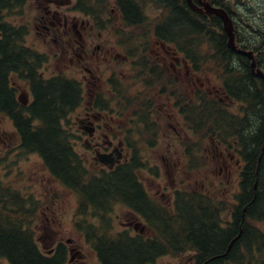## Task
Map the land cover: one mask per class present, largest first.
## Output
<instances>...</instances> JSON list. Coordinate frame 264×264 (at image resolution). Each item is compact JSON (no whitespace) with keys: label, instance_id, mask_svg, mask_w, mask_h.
Listing matches in <instances>:
<instances>
[{"label":"trees","instance_id":"obj_1","mask_svg":"<svg viewBox=\"0 0 264 264\" xmlns=\"http://www.w3.org/2000/svg\"><path fill=\"white\" fill-rule=\"evenodd\" d=\"M151 3L163 8L167 16L164 22L157 26L154 33L157 37L171 40L177 48L182 50L186 38L191 45L190 52L196 53L197 47L203 38L213 42L223 70H230L223 75L222 82L228 93L243 100L247 113L245 118L235 120L241 127L238 135L241 139L246 154L247 165L243 178V192L239 198L240 207L234 213L231 229L223 230L219 227V217L209 206L202 207L200 203L188 198L180 197L178 209L169 214L165 223L168 226L165 233L161 230L164 243L156 241L140 242L138 239L124 237V240L112 243L99 239V255L106 264H139L156 255L166 253L169 248H178L185 242L190 243L199 251L200 260L209 257L205 264H221L223 259L237 251L238 242L243 240L245 245L254 240V226L246 219H257L262 213L264 197V81L253 78L249 72L248 60L244 58L239 62L230 56L226 47L225 36L215 34L210 26L221 27L218 18L202 19L192 13L187 7L186 0H149ZM219 1V2H218ZM222 5V0H215ZM221 2V3H220ZM19 0H0V113L11 117L22 137L23 147L30 151H37L43 158L50 171L61 179L65 185L69 184L85 201L104 207L109 199L117 196L135 200V204L146 206L144 194L136 176V168L131 165L119 167L110 173L102 172L100 175L91 176L82 182L80 175L84 170L80 163L71 159V149L66 142L65 131L61 129L59 120L70 110L79 97L76 85L63 78L53 79L45 84L38 76L31 74L29 80L34 100L23 110L15 100V92L9 86L10 74L28 70L31 55L16 41L19 30L3 21L2 10L18 5ZM122 13L123 22L129 27H137L144 23L143 7L135 0H117ZM159 27V28H158ZM189 28V32L187 31ZM169 33V34H168ZM223 57V58H222ZM238 63L234 70L231 65ZM250 99L251 105L245 98ZM196 110H201L198 108ZM217 107L206 108L203 115H213ZM224 112V110H222ZM29 116H26V113ZM39 119V124L32 125L33 120ZM261 152V153H260ZM260 154L259 162L258 155ZM255 183V191L253 186ZM12 192V193H11ZM0 186V257H6L13 264H59L58 256L52 258L42 257L31 241L27 228L22 226L25 215L23 198L16 192ZM13 206L11 196L14 197ZM106 199V200H105ZM84 205V204H83ZM246 210L242 213V208ZM200 207L204 209H200ZM162 220H158L159 223ZM241 224L239 239L231 244L226 256L217 257L224 252L231 239L237 234ZM172 251V250H171ZM224 257V258H223Z\"/></svg>","mask_w":264,"mask_h":264},{"label":"rangeland","instance_id":"obj_2","mask_svg":"<svg viewBox=\"0 0 264 264\" xmlns=\"http://www.w3.org/2000/svg\"><path fill=\"white\" fill-rule=\"evenodd\" d=\"M104 1L107 3L106 10H104L101 14H99V18L97 17L101 22L100 24L101 27H103L104 29L102 33L103 35L102 37L112 38L113 40L114 39L119 40L121 36L127 37L126 34H122L124 32V28L122 27V23L120 21L121 19L120 13L119 11H117L114 5V0H104ZM246 2L249 6V9L241 10L236 14L237 20L240 22H244L248 20L247 17L248 12L251 11L257 12L259 11V9H262L261 7L264 6V0H246ZM13 9L14 11L10 14V16L8 12H4L6 19L10 17V19L13 20L15 24H24L27 27H29V29H31L32 27H30L31 25L30 21L34 22L37 16V10L35 8V5L33 4V1L28 0L25 4H22L20 8L17 9L15 7ZM158 12H159L158 10L155 12L152 11V14ZM89 18L91 19V17ZM252 19L253 22L257 21L255 14H252ZM260 27H263L264 30L263 25H261ZM115 29L118 32H116ZM34 35H35V31L33 29L32 35L26 34L23 43L26 46L32 47L33 50L40 52L42 56L43 64L41 65L40 68V71L42 72H40L39 75L45 79H48L52 76H56L59 74L70 77L74 76V75H66V74H71L69 71H67L70 65L69 54L61 53L60 43L51 40L46 43H42V40L35 39L33 37ZM134 35L135 33H133V36ZM136 37L138 38L137 35ZM136 41L143 42V39H137L135 41H131L130 49L136 48V46H134L133 44V42ZM150 42H153V39H150L149 43ZM147 46L148 47L145 53L143 52L142 54H140L139 51H136L134 53L128 54V56L132 55L133 57L128 58L127 62L133 64L137 61L134 57H140V55L142 56L150 53V51H148L150 44H148ZM118 47L122 48L120 44L118 46H115L116 52L119 49ZM53 52H55L56 54L55 58ZM118 58L120 60H125L124 55H120ZM206 67L207 68L211 67V71L207 70V72H201L202 74L200 75L199 80L194 82V85L192 84V86L193 87L205 86L210 88L213 85H215V89H213L211 92L217 95L216 93L217 92L219 93V89H218L219 85H216V83L218 84V82H216L215 79V75H216L215 66L209 62L206 65ZM137 68L139 69L140 72L138 76V78L140 79V84L139 86H135V89H129V91H125V93L128 95L135 91L137 94L141 95L147 89L148 85L145 83V80L149 78V76L147 72H142L141 68L138 65L137 67L133 68V70L136 72ZM183 73H184V68H182V66L177 65L176 70L174 72V75L177 78H173V79L184 82ZM124 76H126L125 79H127L130 75L124 73ZM13 80L16 81V79ZM80 84L84 85V83H80ZM19 92L27 94L26 98L28 102L30 99L29 89L26 87V92L18 91L17 94ZM110 93H113V91L112 92L110 91ZM191 94L192 92L190 91L189 95ZM156 102L157 104L160 103V98L156 100ZM112 108L114 110L116 106H112ZM229 108L231 111H236L237 106L234 103H232L229 105ZM79 111L80 108L77 107V112L75 111L69 112L68 119L67 121L64 122L65 123L64 126L70 136V140L72 142L71 144L74 147L73 149L81 159L82 163L87 168V172L90 175H92L95 174L96 165L93 163V157H92V152L90 151V147L85 146L83 142V138L82 141L77 142V145H75L73 141V140H77L78 134H81L79 131H77V127L74 121V117L79 116L78 113ZM108 112L110 113V111ZM129 113L132 114V111H129ZM158 113H160V111H158ZM172 115H173V119L169 121V125L167 123L168 121L165 118H163L161 122L157 125L159 129V136L156 145L154 147L150 145L145 146V149L143 150L144 156L141 159H143L146 167L139 174L140 179L145 184L146 182L149 184L156 182L159 183L160 180L166 181L169 184H173L174 186L173 196L175 195L176 190L184 191L189 189L192 190L198 189L199 191H201L207 188L208 184L210 183L213 184L215 188H218L217 183L221 181L225 186L222 190L216 191L215 199L223 200V204L227 208V213H229L233 209L232 195L234 196L238 186L237 179L241 167L240 162L234 163V160H230L231 163H227L228 164V168H227L219 160L220 158L216 154L218 150H215V152L213 151L215 144H212V142L210 141L208 142L207 140H205V142L202 144L198 140L200 136H197L195 139H193V141L198 142V146L200 147V149L197 151V153H199L198 155L204 160V163L198 165L197 167H194L193 169H189L187 167L188 159L187 157H184L183 154L184 146L182 141H185L186 144L187 142L192 140V137L190 132L187 130V126H185L183 120L181 119V116L176 114L175 110L172 111ZM117 121L118 120L116 119L114 120L113 128H110V125H108L109 130L121 129L124 132L128 131L129 133H132L134 132V130H136V125L133 129V124L130 125L126 124L125 126L124 125L115 126ZM141 127H139L138 130H140ZM231 128L232 127H229V129ZM232 129L235 132H240L241 127L237 125L236 122H234ZM13 133H15V131L12 122L10 120H7L6 118L4 119V117L0 115V180L1 182L4 185L11 186V189L13 191L23 195L24 198H26L24 199L25 201L28 200L32 201L36 205H38L37 202H39V210L37 214L38 218L36 223L40 225H44L48 231L51 228L56 230H61L62 232L65 231V229L68 228V225L70 227L69 220L72 214L74 213L75 196L70 190L63 188L62 185L57 180L54 179V177L48 172L46 168H43V163H41L39 156L36 153H29L21 148L18 137L16 138L11 136V134ZM137 134L139 133L137 132ZM128 139L130 140V138ZM134 141H135V137H132V140H130V142H134ZM168 142L172 143L170 147L171 150L168 149ZM230 149L234 151V149L232 148ZM213 152L214 155L217 156V158L211 157L212 155L211 153ZM173 154H175L174 155L175 157H173ZM223 155L228 158V155L226 153H224ZM165 161L168 162L174 161V165H171L170 163L169 168L165 169V165H164ZM100 166L101 165H99V167ZM150 166L153 168L156 167L157 171L149 170ZM228 169L230 170L227 171ZM156 175L158 177H156ZM172 177H174L173 182H172ZM180 180H182L183 182H181ZM231 189H233V191ZM156 198L160 200L159 196H156ZM15 199L16 198L14 196L12 197L11 201H14ZM121 199L132 210L141 213L144 217L148 219L152 213H157L156 209L148 205H146V207L144 206L142 207L139 204H135V200L132 201L124 198ZM161 201L164 202V205L167 202L166 199L164 200L161 199ZM122 212H124V208L119 203L111 205V207H109V210L105 212L106 214L105 216H107V218H109V215L107 214L111 213L113 214V217L117 220L115 222L117 226L113 227L114 231L122 230L124 228L121 224H119L121 223L120 221H125L126 218V213H122ZM56 214L59 215L56 216ZM85 215L89 216L91 219H93L94 217L90 213H85ZM61 217L64 219L62 221V223L64 224L63 228H60V226L57 225L58 219H61ZM48 218L50 220L53 219V221L50 220L48 221ZM77 224L82 229L88 231V233L90 234L91 244L94 250L99 253L98 238L101 236H97V235L95 236L94 233L92 232V227L88 226L83 221H78ZM257 225L261 230L264 231V222H259ZM166 229H168V226L164 222L161 226V230L165 233ZM42 230L40 227L39 230H37L36 235L38 237L43 236ZM123 236L124 235L120 237L105 236L104 240L106 242L116 243L124 240ZM176 261L177 260L174 259L173 256L164 255L158 259L157 263L170 264Z\"/></svg>","mask_w":264,"mask_h":264},{"label":"flooded vegetation","instance_id":"obj_3","mask_svg":"<svg viewBox=\"0 0 264 264\" xmlns=\"http://www.w3.org/2000/svg\"><path fill=\"white\" fill-rule=\"evenodd\" d=\"M76 2L77 0H34L36 8L40 11L34 29L36 35L44 41L49 38L54 42L60 41L61 53L69 54L71 72L74 76L79 75L81 77V82L84 83L85 89L89 92L95 86H102L109 82V74L116 70L119 54L116 53L115 46L111 44L109 38L101 35L94 36L89 15L82 9H78ZM199 22L201 23L202 19ZM187 31L189 32V28ZM155 45L161 50V58L164 54H172L169 46L164 43L156 41ZM170 65L173 67V62ZM243 98L247 104L251 105L249 98ZM22 100L26 102V98ZM92 105L94 103H91ZM79 114L81 116H75L74 119L85 142L90 145L93 152L112 153L117 160L112 164V167L116 166L120 162L118 156L122 143L117 138V132L109 130L108 125L111 128V121L106 117H101L99 112L94 114L83 111ZM225 121L229 127L233 128L232 123L234 121L228 119ZM232 128L230 130L233 131ZM155 192L158 194L159 189ZM142 193L145 194L144 191ZM160 195L163 197L164 193L162 192ZM135 218L130 214L129 219L124 224L133 227L135 230L136 228L141 230L142 228L135 222ZM69 229L70 227L62 232L51 228L49 232H46L44 239H39L41 243L39 254L44 258L58 256L59 264H106L99 253L96 254V251H93L91 239H89V245L85 235L80 231L76 232ZM185 245H190V243L185 242ZM182 247L183 245L178 246V248ZM228 251L227 246L224 250L226 253L224 256L227 255ZM234 253L223 257L221 264H231ZM198 255L191 251L183 255H174L173 258L177 261L170 264H205L210 259L206 256L199 260ZM156 262L157 257L139 264H158ZM5 264L13 263L8 261Z\"/></svg>","mask_w":264,"mask_h":264},{"label":"water","instance_id":"obj_4","mask_svg":"<svg viewBox=\"0 0 264 264\" xmlns=\"http://www.w3.org/2000/svg\"><path fill=\"white\" fill-rule=\"evenodd\" d=\"M190 4H191V3H190ZM191 6H192V5H191ZM207 11L214 12L215 14H217L218 16H220V17L224 20V24H225V29H226V31L230 33V30H231V29H230V28H231V26H230V22H229V20L227 19L225 13H224L222 10L209 8V9H207ZM232 40H233V39H232V36H230V41H229V43L232 44Z\"/></svg>","mask_w":264,"mask_h":264},{"label":"bare ground","instance_id":"obj_5","mask_svg":"<svg viewBox=\"0 0 264 264\" xmlns=\"http://www.w3.org/2000/svg\"><path fill=\"white\" fill-rule=\"evenodd\" d=\"M199 22V21H198ZM202 23V22H201ZM159 28V27H158ZM169 34V33H168ZM223 58V57H222ZM232 125H233V123H232Z\"/></svg>","mask_w":264,"mask_h":264}]
</instances>
